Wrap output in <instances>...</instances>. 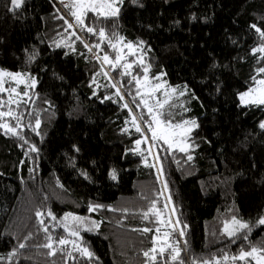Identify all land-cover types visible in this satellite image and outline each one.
I'll use <instances>...</instances> for the list:
<instances>
[{"label": "trees", "instance_id": "trees-1", "mask_svg": "<svg viewBox=\"0 0 264 264\" xmlns=\"http://www.w3.org/2000/svg\"><path fill=\"white\" fill-rule=\"evenodd\" d=\"M118 7L115 18L89 11L74 30L56 0H23L18 8L0 0V69L36 81L11 105L0 92V111L11 108L20 118L19 135L0 129V264H165V257L154 262L144 256L154 236L158 255L165 233H171L169 243L186 244V264L238 256L242 248L264 244V225L257 223L264 216V105L238 100L256 84L253 77L264 78L257 72L264 54L252 52L264 44L252 27L264 31V0H123ZM25 18L26 36L19 27ZM120 37L138 49L143 64L111 46ZM105 54L122 60L113 68L103 61ZM41 61L42 73L33 74ZM144 67L153 80L179 86L163 120L199 125L187 138V152L153 140L152 116L133 79L145 75ZM4 121L17 125L10 117ZM152 201L159 215L150 212L144 219ZM90 204L104 207L90 212ZM67 213L72 216L65 220ZM233 215L253 225L248 240L223 234V222ZM169 220L179 221L177 231L161 223ZM60 239L70 243L61 245ZM71 241L94 256L81 255ZM49 242L54 255L42 247ZM247 264H254L251 258Z\"/></svg>", "mask_w": 264, "mask_h": 264}, {"label": "snow or ice", "instance_id": "snow-or-ice-1", "mask_svg": "<svg viewBox=\"0 0 264 264\" xmlns=\"http://www.w3.org/2000/svg\"><path fill=\"white\" fill-rule=\"evenodd\" d=\"M133 2H135V0H133ZM12 5L14 6V8H18L22 5L23 0H11ZM100 3L102 8H106V11H97L96 9V4ZM123 3V0H72L71 5H66V7H71L75 10L72 11V15L75 17L76 21L79 24H84V17L87 15V13L89 11H95L97 12L98 16H102L105 19L107 18H115L119 15L120 12V8L117 6L118 4ZM69 27H71V25H69ZM252 27L256 30L257 33H259L260 37L262 38V40H264V31H262L260 28H258L256 25H252ZM87 31L89 33H94L96 30L93 27H88ZM99 36L100 38L103 40L106 36L105 30L104 28H100L99 29ZM77 39H80L79 37H77ZM121 41L123 40V37L119 38ZM141 45L144 43L143 41L139 42ZM59 46V45H57ZM113 48H116L115 44L111 45ZM85 47L89 49V51H91V47L87 44H85ZM95 47L99 48L100 45L97 44L95 45ZM126 47L131 50L133 49V44L131 42H128V44L126 45ZM253 54H256L257 52L264 54V44H262L261 47L259 48H253L252 49ZM32 59H34L35 57H31ZM262 59H264V56L261 57ZM122 60V56L117 55L115 61L110 60L109 56L107 54L104 55L103 57V61L107 64H110L113 68H115L117 66V64ZM144 61L143 59L140 60V64H143ZM125 69H130L132 67L131 64H125L124 65ZM149 71L148 67H144V83H141V80L138 77H133V79L136 81L137 86H138V90H137V95H140L139 92V88L140 87H147L148 86V77H147V73ZM257 72L260 74H264V67L258 68ZM125 74L130 75V72H125ZM105 76L108 75L107 72L104 73ZM9 77L11 78L13 81H16L18 83L23 82V73H12V72H7L4 69H0V92H4V91H8V89H6L4 87V78L5 77ZM155 79H159V77H156ZM254 81L256 84L260 85V88H250L248 91L246 92H242L239 93V99L242 105H251V104H255V105H264V79H260V80H256L255 77H253ZM35 79H32V87L35 86ZM166 84V82H165ZM113 87H116V83H113L112 85ZM162 87H164V85L161 84H156L151 88V92L149 93V95L154 94L155 92H157L159 89H161ZM186 87V86H185ZM179 86H177V88H173L170 90L169 93V99H171V93H175L178 90ZM120 89L117 88V94H119ZM16 89L13 88L11 89V93H15ZM24 95H28L27 92L24 93ZM179 95L183 96L184 92H180ZM110 97H105V99H109ZM147 108H148V112L149 114L152 116V121L156 124V128L153 129L151 127V124H149V129L152 131V138L153 140L159 138V139H163L165 143H168L170 147L174 146L175 141H174V137L176 135L181 136L182 141L183 139H187L191 133L193 132V130L197 127H199V125L196 123L195 120L192 121H184L182 124H177V125H173L170 121L167 122L166 126H165V121L161 119V117L164 115L163 111H161L164 107V103H167V101H164L163 103H161L159 100H157V111H153V108L148 106V103L146 100H142L141 101ZM3 101L0 100V107L3 106ZM8 103L11 105L12 103H17L16 101L11 99V95L9 98ZM125 107H127V105H124ZM4 117H10L12 119L17 120V125L15 127L11 126L7 121L4 122H0V129H5L6 133H11L13 135H19L17 128L19 127V117L16 116L13 111L11 110V108L9 109L8 112H3L0 111V120H3ZM136 117L133 116L132 121L133 124H136ZM41 121L39 119H36V123H35V129H38L40 127ZM191 124V127H186V125ZM260 127L264 128V121H261L260 123ZM175 129H179L180 131L177 133L176 131H174ZM126 131V129L124 130ZM136 131L140 132L141 128L139 125L136 126ZM39 134V133H37ZM182 141H181V146L179 147V150L182 152H187L188 151V146H183L182 145ZM141 143V141L137 140L136 144L139 145ZM77 151H79V149H76ZM31 151H37V149L35 148V146H33L31 148ZM27 155V153H26ZM189 160H192L193 157L191 155L188 156ZM83 175H85L87 177L86 173H82ZM110 176L112 179H116V174L115 172H110ZM62 187V185H61ZM165 189L167 188V184L165 183L164 185ZM156 202L152 201V206L148 209L147 212L143 213V218L144 219H148L149 217V213L150 212H155L157 215H159V211L156 209L155 207ZM167 206V205H166ZM104 207V205H91L89 206V211H95L98 208H102ZM127 211V210H125ZM49 216H52L51 211L48 212ZM42 216V213L40 211L36 212V217L38 218V220L40 219V217ZM72 216L71 213H67L65 214V220L67 219V217ZM52 219L55 220L56 217L52 216ZM73 219L75 221L78 222H82L84 218L82 217H73ZM40 223L43 224L44 221L40 220ZM161 223H167L169 225L172 226L173 231L176 230V224H179V221H177L175 224L172 223L171 220L165 222V221H161ZM258 224L260 225H264V216H262L258 221ZM92 225L94 228H99L100 224L97 221H92ZM65 230H68V225L67 223L64 224ZM253 225L250 224V222L244 221L241 218H238L236 215H233L231 217L230 220L226 219L223 222V229L222 232L224 235H226L229 238H237L240 237L244 240H248V233L251 232ZM183 228H187V225H183ZM89 231H91L92 229H88ZM44 231L47 232L48 229L45 227ZM142 231L144 232H149L151 231V229L149 228H145ZM157 233L160 232V229L157 228L156 229ZM71 235L74 237H78L80 234L78 231H71ZM185 232L183 230L180 231V236H184ZM171 236V233H165L164 234V239L162 241L163 246L159 248V253L157 255V248L155 247L156 242L158 240V237L154 236L153 237V248L149 249L148 251L144 252V256L145 257H150L152 261H157L159 257H165V264H168V261H172V262H179V264H186L185 259L182 257L181 253L182 252H187V246L185 244L184 248H181L177 245L171 244L168 242L169 238ZM27 239V237H26ZM48 240L51 241V237H48ZM70 243V241L66 240V239H60L59 240V244L61 245H65ZM71 243H73L74 248L79 251L81 253V255L86 256L88 258H92L94 256V253L91 252L87 247H81V245L77 244L75 241H71ZM20 248H24L25 245L24 244H20L19 245ZM42 247L48 248L50 249L49 251V255H54L56 252V249L53 247V244L51 242L49 243H45L44 245H42ZM15 254V250L12 253H9V257H11L12 255ZM69 255H71V253H69ZM255 260L256 264H264V244H262L261 246L257 247L256 245H251L249 250H245V249H241V251L239 252L238 256H233L231 257V260L233 262L239 260V261H245V264H247V261L249 259ZM229 257L227 256V254L223 255V260H228ZM189 264H196V261H191L189 262ZM201 264H221L219 259H216L215 256H213V258H211L210 260H204L201 261Z\"/></svg>", "mask_w": 264, "mask_h": 264}, {"label": "rangeland", "instance_id": "rangeland-1", "mask_svg": "<svg viewBox=\"0 0 264 264\" xmlns=\"http://www.w3.org/2000/svg\"><path fill=\"white\" fill-rule=\"evenodd\" d=\"M56 3L61 8H63L65 10V12L68 13L69 15H70V13L72 15V11L75 10V9H73L71 7H66V5H71L72 0H56ZM117 6H119V4ZM96 9H97V11H106L107 10L106 8H102L100 3H97L96 4ZM13 12H14V15L17 16V15L20 14L21 9L20 10L19 9L18 10H15ZM68 14H66V16H67V18H69L71 27L74 29V27H77L79 25V23L76 21V19H75V17L73 15H72L73 18H71ZM25 16L26 15H24L23 17H25ZM26 21H27V18H25V22L22 21L21 26H19V27H21L20 28L21 31H25V33H24L25 36H26V30H27ZM28 23H29V18H28ZM29 29L27 31L28 32V36H29V34L31 35V33H29ZM76 32L79 33L80 36H82L79 30H76ZM127 44L128 43L124 42L123 40L122 41L121 40H117L115 42L116 48L120 52H122L124 49H126L128 51V54L134 57V60L133 61H136V62L140 63V60L142 59L143 56L138 54V49L135 46H133V49L129 50L126 47ZM44 67H45V63H44V61H41L38 65H34L33 66L32 73L33 74H36V75H39V74L42 73ZM144 76L140 79L142 84L144 83ZM22 79H23V82L18 83L16 81H13L11 78H9L7 76L4 78V87L6 89H8V91H4L3 93L5 94L7 101H9L10 95H11V99L14 100V101H16V102L17 101H20L21 99H23V98H25L27 96V95L25 96L24 93L27 92L28 89H29V87L31 86L32 79L29 78L26 74H24V76H23ZM260 79H264V78H260ZM260 79H258V80H260ZM156 84L164 85V87H162L161 89H159L154 94L149 95V93L151 92V88L154 85H156ZM260 87H261L260 85L255 84L252 88H260ZM13 88L16 89V92L15 93H11V89H13ZM173 88H177V86H175ZM173 88H170V87L166 86L164 80H159V79L158 80H153L152 78L148 77V86L147 87H140V94L142 96V100H146L147 103H148V106L152 107L154 112L157 111V100H159L161 103H163L164 101H167V103H164V107L161 110V111H164L165 108L171 104L172 97H171V99H169V93H170V90L173 89ZM180 89L182 91H187L184 88H180ZM248 90L249 89L244 90L242 92H246ZM242 92H240V93H242ZM171 96H172V93H171ZM238 100L240 102L239 94H238ZM240 104H241V102H240ZM161 119L163 120L162 117H161ZM261 121H264V118ZM261 121H260V123H261ZM182 123H174V124L172 123V124L173 125H177V124H182ZM260 123H259V126H260ZM153 124H154V128H156L157 127L156 124L154 122H153ZM166 124H167V122H165V126H166ZM186 127H191V124L186 125ZM174 131H176L178 133L180 130L179 129H175ZM174 141H175V144H174V146H172V148L173 147L174 148H179L181 146V141H182L181 136L176 135L174 137ZM166 144H168V143H166ZM182 145L183 146H187L188 145L187 139H183ZM252 261H253L254 264H256V261L255 260H252ZM234 264H235V262H234Z\"/></svg>", "mask_w": 264, "mask_h": 264}, {"label": "built area", "instance_id": "built-area-1", "mask_svg": "<svg viewBox=\"0 0 264 264\" xmlns=\"http://www.w3.org/2000/svg\"><path fill=\"white\" fill-rule=\"evenodd\" d=\"M177 231V230H176ZM221 264H234V262L231 260V257H229L228 260L219 259Z\"/></svg>", "mask_w": 264, "mask_h": 264}]
</instances>
